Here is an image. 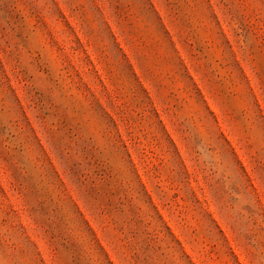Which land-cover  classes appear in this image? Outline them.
<instances>
[{
	"label": "rangeland",
	"instance_id": "obj_1",
	"mask_svg": "<svg viewBox=\"0 0 264 264\" xmlns=\"http://www.w3.org/2000/svg\"><path fill=\"white\" fill-rule=\"evenodd\" d=\"M0 264H264V0H0Z\"/></svg>",
	"mask_w": 264,
	"mask_h": 264
}]
</instances>
